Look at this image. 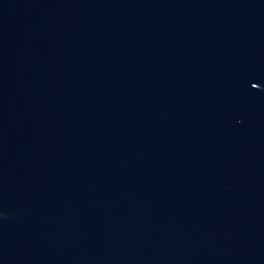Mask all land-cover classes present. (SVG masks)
Wrapping results in <instances>:
<instances>
[{
	"label": "water",
	"instance_id": "1",
	"mask_svg": "<svg viewBox=\"0 0 264 264\" xmlns=\"http://www.w3.org/2000/svg\"><path fill=\"white\" fill-rule=\"evenodd\" d=\"M0 264H264V0H0Z\"/></svg>",
	"mask_w": 264,
	"mask_h": 264
}]
</instances>
